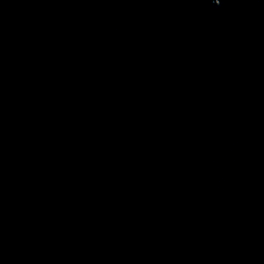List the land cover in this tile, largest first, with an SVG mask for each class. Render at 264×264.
Listing matches in <instances>:
<instances>
[{
	"label": "water",
	"instance_id": "1",
	"mask_svg": "<svg viewBox=\"0 0 264 264\" xmlns=\"http://www.w3.org/2000/svg\"><path fill=\"white\" fill-rule=\"evenodd\" d=\"M0 264H264V0H0Z\"/></svg>",
	"mask_w": 264,
	"mask_h": 264
}]
</instances>
